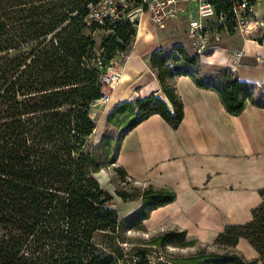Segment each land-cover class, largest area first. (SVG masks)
<instances>
[{
    "label": "trees",
    "instance_id": "16d2710c",
    "mask_svg": "<svg viewBox=\"0 0 264 264\" xmlns=\"http://www.w3.org/2000/svg\"><path fill=\"white\" fill-rule=\"evenodd\" d=\"M130 1L117 2L114 15L106 13L99 21L91 16L98 0H0V264H129L120 230L144 228L152 209L175 198L171 189L151 185L118 190L124 201L142 198L138 210L120 218L114 196L96 177L113 160L105 135L89 142L96 127L91 109L104 96V67L127 50L135 34L138 19L128 14L141 0L134 8ZM255 1L248 0L252 6ZM209 2L217 33L235 34L231 1ZM100 30L105 34L98 40ZM254 39L264 42V31ZM199 54L175 43L149 56L172 111L151 91L116 104L107 121L120 125L130 117L123 135L152 114L177 127L183 104L173 82L180 75L216 91L230 114L241 113L248 103L264 107V83L240 81L228 66L202 75L196 68ZM115 170L125 177L123 168ZM259 194L250 221L218 234L213 244L224 246V252L183 264H264V188ZM239 238L247 239L259 257L245 258L236 249ZM192 241L184 230H169L149 243L186 246ZM134 256L131 264H152L146 249Z\"/></svg>",
    "mask_w": 264,
    "mask_h": 264
},
{
    "label": "crops",
    "instance_id": "0c3cea01",
    "mask_svg": "<svg viewBox=\"0 0 264 264\" xmlns=\"http://www.w3.org/2000/svg\"><path fill=\"white\" fill-rule=\"evenodd\" d=\"M251 13L264 20V0H256ZM181 25L182 20L171 19L157 35L135 40L114 88L116 104L159 89L153 72L137 86L138 91L133 89L145 77L152 52L175 43L193 49V38ZM141 27L140 18L137 32ZM262 31L264 24L240 37L222 31L217 35L219 41L211 45V53L201 54L200 59L206 63L201 57L204 55L206 64L228 66L240 81L260 85L264 83V42L254 38ZM174 86L183 104L179 125L171 126L159 114L150 115L123 135L115 165L141 188L151 185L175 193L171 202L149 212L142 221L146 230H184L187 239L213 244L226 226L250 221L252 209L261 202L264 107L248 103L241 113L233 115L226 111L216 91L197 86L189 75L176 76ZM166 103L172 111L168 100ZM115 197L117 206L113 207L120 218L142 205L141 197L126 201L117 194ZM236 249L247 259L259 257L245 238H239Z\"/></svg>",
    "mask_w": 264,
    "mask_h": 264
},
{
    "label": "rangeland",
    "instance_id": "374dc122",
    "mask_svg": "<svg viewBox=\"0 0 264 264\" xmlns=\"http://www.w3.org/2000/svg\"><path fill=\"white\" fill-rule=\"evenodd\" d=\"M136 0L132 2L130 1V8H134L135 6H138L136 4ZM180 4L184 7V11L179 15L178 19L182 20L181 27L185 29V31L189 30L190 27V19L191 18H197V6L194 0H181ZM135 10V9H134ZM134 17L138 20L141 18L142 21V27L139 32H137V27L134 36L131 39V42L129 46L127 47V50L124 52H117L116 56L112 59L110 64L106 67H104L103 71V91L104 96L94 102L92 104L91 109V115L94 118L96 122V132L92 133L89 142L94 144V142L98 139V137L101 135H105L106 138L110 141L111 144V155L110 158L113 160V162L109 163V165L103 167L97 174L96 177L99 180L100 184L109 191L114 196V205L117 206L116 201V192L121 189H126L130 192L133 191V188H141L139 185L135 184L132 180L122 177L118 172L115 170L117 165H115V156L117 153V149L121 140V137L125 130V123L130 121V117L126 118V120L122 121V124L117 125L116 123L107 121V112L113 108L116 103L112 99L114 94V88H117L116 82H119V78H121V66L124 64V60L126 57V54L131 51L133 46H135V40L140 38L141 36H154L159 33V27L155 26L149 19V14L145 12V10L140 14L139 12L134 13ZM214 16H209L203 18L204 27L206 26L208 30V37L207 39L201 43H195L191 44L193 46V49H191L192 52H199L200 54L208 55V51H212L210 48L213 43H217L219 40L217 39V33L214 23H215ZM145 23V24H144ZM254 26V25H253ZM254 28V27H253ZM254 30V29H253ZM253 30L251 32H253ZM256 30V29H255ZM254 30V31H255ZM249 32V33H251ZM105 34L103 30H100L97 32V37L99 40L100 35ZM238 37L241 36V33L237 30L235 34ZM209 45V46H207ZM197 49V50H196ZM199 54V63L196 67L200 74H215L217 72V66L215 65H208L206 63L207 60L204 55H202V60L206 63H203L200 59ZM149 58V57H148ZM148 63V62H147ZM220 67V66H219ZM145 77L140 80L139 82L135 83L133 89L138 91L137 86L141 84L143 81L149 79V77L152 76V72L155 74V72L150 68V65L148 64V69ZM156 76V75H155ZM158 81V80H157ZM174 83V82H173ZM159 84V81H158ZM155 96H158L157 94H163L160 88L157 90H151ZM151 91L147 92L145 95H137L136 97H143L148 95ZM112 99V100H111ZM103 100V101H102ZM112 101V102H111ZM125 112L120 114V118H124ZM106 115V117H105ZM100 176V177H99ZM148 186V185H147ZM144 186V187H147ZM167 231H149L145 228H136L129 227L128 225H125L122 230L118 233V239L121 241V249L124 250L128 254V261L129 264L135 260L133 257L134 254H136L137 250L139 249H146L147 255L149 260L152 262V264H183L186 262H194L196 261L197 257H199L201 254H206L208 252H224L225 248L222 245H216V244H204L200 241L194 240L191 243H189L186 246H178V245H172V244H165V245H158V244H150V240L157 237L160 234H163ZM97 238H100L98 235ZM101 240V238H100ZM190 260H185V258H188Z\"/></svg>",
    "mask_w": 264,
    "mask_h": 264
},
{
    "label": "built area",
    "instance_id": "2783aa9c",
    "mask_svg": "<svg viewBox=\"0 0 264 264\" xmlns=\"http://www.w3.org/2000/svg\"><path fill=\"white\" fill-rule=\"evenodd\" d=\"M181 0H141L140 5L131 11L128 16L131 19L134 13L145 10L149 14L150 21L159 28H163L168 20L176 19L184 11V7L180 4ZM197 6L198 17L190 21L189 33L193 38L192 44L201 43L207 39L208 31L204 29L203 18L213 16V6L209 0H194ZM231 11L236 21V28L242 34H248L259 25L264 24V20H258L251 13L252 5L248 0H230ZM120 2L126 6L125 0H98L95 6H91V16L97 20H101L106 13L114 15L115 4ZM222 18V17H220ZM254 25V26H253ZM254 27V28H253ZM253 30V31H254ZM201 55V54H200Z\"/></svg>",
    "mask_w": 264,
    "mask_h": 264
},
{
    "label": "bare ground",
    "instance_id": "6f19581e",
    "mask_svg": "<svg viewBox=\"0 0 264 264\" xmlns=\"http://www.w3.org/2000/svg\"><path fill=\"white\" fill-rule=\"evenodd\" d=\"M259 2H260V1H259ZM255 12H256V11H255ZM158 96H159L162 100H164V101L167 102V99H166V97H165L164 95L159 94ZM102 101H103V100H102ZM96 130H97V128L95 127L93 133L96 132ZM99 177H100V176H99Z\"/></svg>",
    "mask_w": 264,
    "mask_h": 264
},
{
    "label": "water",
    "instance_id": "95a60500",
    "mask_svg": "<svg viewBox=\"0 0 264 264\" xmlns=\"http://www.w3.org/2000/svg\"><path fill=\"white\" fill-rule=\"evenodd\" d=\"M126 101H130V100H126ZM112 109H113V108H111V109L107 112V115L112 111ZM105 117H106V115H105ZM100 140H101V135H100V136L98 137V139L94 142V144L100 142Z\"/></svg>",
    "mask_w": 264,
    "mask_h": 264
}]
</instances>
